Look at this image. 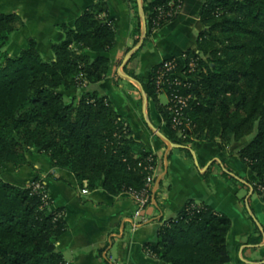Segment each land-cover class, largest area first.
Instances as JSON below:
<instances>
[{"label":"trees","instance_id":"obj_1","mask_svg":"<svg viewBox=\"0 0 264 264\" xmlns=\"http://www.w3.org/2000/svg\"><path fill=\"white\" fill-rule=\"evenodd\" d=\"M183 2L149 3L146 37L174 20ZM200 21L203 30L195 49L176 57L177 69L191 57L197 60L192 86L181 89L191 94L186 110L191 129L181 132L172 126L156 92L158 65L147 79L134 78L183 144L198 138L230 146L251 136L237 152L255 176L253 190L264 201V0H207ZM22 25L17 14L0 13V167L31 166L26 153L37 149L55 167L73 173L81 187L86 182L93 189L103 181L112 195L141 193L156 156L134 139L100 86L109 70L105 53L116 38L106 4L88 6L74 27L61 26L66 38L52 45V61L42 58L34 41L18 55L9 54L11 36ZM61 89L81 93L66 101ZM223 174L236 180L229 172ZM231 227V219L209 205L188 201L161 227L157 243L146 249L163 264H230ZM66 228L63 210L53 209L50 197L43 202L28 185L0 178V264H67L55 246ZM262 240L264 225L247 243Z\"/></svg>","mask_w":264,"mask_h":264},{"label":"crops","instance_id":"obj_2","mask_svg":"<svg viewBox=\"0 0 264 264\" xmlns=\"http://www.w3.org/2000/svg\"><path fill=\"white\" fill-rule=\"evenodd\" d=\"M153 1L0 0V13L17 14L23 21L11 36L9 54L18 55L34 41L46 61L54 60L52 45L66 38L62 25L74 27L88 6L106 4L116 38L113 48L105 53L109 70L100 86L131 127L134 139L156 156L151 201L138 212L129 192L112 195L103 188V181L83 194L86 182L81 187L73 173L55 167L38 150L26 153L31 166L2 165L0 178L18 186H27L37 176L44 180L51 207L63 210L67 228L55 246L67 264H162L146 253V246L157 243L161 227L176 218L188 201L207 204L231 219L227 237L230 264H264V240L247 243L264 225V201L251 186L255 176L237 152L247 139L230 146L219 139L198 138L183 144L168 129L146 92L144 104L140 86L130 79H135L134 75L147 79L161 61L195 49L203 30L200 10L207 0H184L177 17L145 37L138 53L129 57L144 33L143 20H147L148 5ZM71 93L72 100L81 91ZM224 172L236 180L225 177ZM134 222L139 223L136 228Z\"/></svg>","mask_w":264,"mask_h":264},{"label":"built area","instance_id":"obj_3","mask_svg":"<svg viewBox=\"0 0 264 264\" xmlns=\"http://www.w3.org/2000/svg\"><path fill=\"white\" fill-rule=\"evenodd\" d=\"M172 4L173 1H169V5ZM186 58L187 57L185 55L181 57L184 61H186ZM177 61L178 59L176 57L161 61L158 64V68L154 71V82L157 94L159 96L161 94H165L167 97L165 105L171 115L172 126L180 129L181 132H185L186 130L191 129V120L186 112L189 108V99L191 98V94H184L181 92V89H189L192 86L190 81L195 77V75L193 76V73L197 68V60L193 57L189 58L187 63H183L182 69H177ZM152 159L153 158L150 159L151 162ZM149 170L151 172L146 178L145 188L143 191L141 193L129 192L136 201L138 212L142 211L151 201V189L155 181L156 165L151 164L149 166ZM28 186L41 195L43 202L47 201L49 193L43 179L40 178L37 180L35 178L30 181ZM81 192L83 194H87L89 190L87 187H83ZM138 225V222L133 223L134 228ZM146 253L149 256L154 257L150 249H146Z\"/></svg>","mask_w":264,"mask_h":264},{"label":"water","instance_id":"obj_4","mask_svg":"<svg viewBox=\"0 0 264 264\" xmlns=\"http://www.w3.org/2000/svg\"><path fill=\"white\" fill-rule=\"evenodd\" d=\"M143 25H144V33L142 34V37H141V39H140V42H139V43L134 47V49H132V51L130 52L129 57L132 56L133 54H135V53L140 49V47H141L142 44H143V41L145 40V37H146V21H145V20H143ZM129 57H128V58H129ZM130 79H131L132 81H135V82L140 86V88H141V90H142V93H143L144 104H146V103H147V95H146V93H145V91H144L142 85H141L139 82H137L135 79H133V78H131V77H130ZM173 146H176V145H173ZM176 147H183V146H182V145H177Z\"/></svg>","mask_w":264,"mask_h":264},{"label":"rangeland","instance_id":"obj_5","mask_svg":"<svg viewBox=\"0 0 264 264\" xmlns=\"http://www.w3.org/2000/svg\"><path fill=\"white\" fill-rule=\"evenodd\" d=\"M11 50L13 51V52H15V50H16V46L14 45V43H13V46L11 47ZM62 91H65V99H66V101H70L71 99H70V96H71V91H66V90H63V89H61ZM159 99L161 100V102L162 103H166V101H167V97L165 96V94H161L160 96H159ZM247 139V141L248 140H250L251 139V136L250 137H247L246 138ZM37 150V149H36ZM38 177V176H37ZM35 179V178H34ZM257 193V192H256Z\"/></svg>","mask_w":264,"mask_h":264}]
</instances>
